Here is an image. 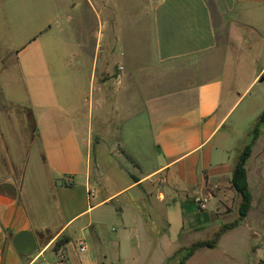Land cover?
Segmentation results:
<instances>
[{
  "label": "crops",
  "instance_id": "obj_1",
  "mask_svg": "<svg viewBox=\"0 0 264 264\" xmlns=\"http://www.w3.org/2000/svg\"><path fill=\"white\" fill-rule=\"evenodd\" d=\"M64 5L61 11L59 0H0V72L17 83L7 97L16 111L0 112V264L38 257L52 264H145V247L157 238L201 241L181 240L203 229L200 215L216 222L211 239L238 217L231 177L261 114L243 143L233 145L256 97L235 114L264 83V0ZM80 8L77 31L70 15ZM125 117L142 119L131 139L155 166L131 174L135 180L125 175L130 183L103 196L111 174L124 175L122 157L141 169L126 152ZM257 141L245 166L250 195L251 167L264 186V150L254 162ZM101 149L115 154L106 165L93 163ZM33 157L40 179L31 175ZM126 194L131 200L121 202ZM202 196L209 197V210L196 209L193 199ZM133 203L141 224L135 236L124 209ZM253 207L251 196L248 214ZM105 213L120 219L113 235L104 227ZM259 215L264 221V210ZM62 236L69 242L55 251ZM251 263L264 264V255Z\"/></svg>",
  "mask_w": 264,
  "mask_h": 264
},
{
  "label": "rangeland",
  "instance_id": "obj_2",
  "mask_svg": "<svg viewBox=\"0 0 264 264\" xmlns=\"http://www.w3.org/2000/svg\"><path fill=\"white\" fill-rule=\"evenodd\" d=\"M46 3V0H44ZM66 0H59V4L61 7V11L63 10V7L65 6ZM47 7H45L44 17L50 18L51 17V11H46ZM50 15V16H49ZM71 24L74 29L77 31L81 30V27H83V11L82 8L75 11L71 15ZM68 21H65L67 23ZM23 40V39H21ZM14 72V70H13ZM264 78V75H263ZM13 82V74L12 76L8 74L7 72L1 73L0 72V112H13L16 111L15 107L7 100V97L12 95L17 91V83ZM5 84V85H4ZM249 96V98L241 105V107L237 110L236 115H238L239 111H242V109H245L244 107L248 103L249 99H254L256 97V102H254L253 107L246 112L245 116H242V120L239 123V127L237 129V133L235 134L234 139H232L233 145L242 144L243 141L246 139L247 134L249 133V130L251 127L254 126L255 120L258 117V115L261 113L262 110H264V83H261L260 85H257L255 87ZM254 97V98H253ZM83 106L85 108V102L83 103ZM124 116H127L124 114ZM235 116L231 119H235ZM142 119L138 120L136 118H124L123 123V129L126 132V138L129 137V140L127 141V154L131 157H133L135 161L139 163L141 166V169L135 170L132 166H130L126 157H122L125 161L123 164L118 162V166L123 171L124 175H119L118 172L114 173V176L111 174L112 182L105 192L102 193L103 196L105 194L114 193L121 188L124 187V183L126 181V184L130 183L129 178L131 174L132 175H140L145 174L152 170L154 168L155 163L152 159L148 158V155L146 154L145 150L142 149L141 142L140 141H134V139H131V131L135 128H141L143 126ZM230 126V124H228ZM227 126V127H228ZM136 136V135H134ZM139 136V135H138ZM249 142V140L247 141ZM111 145V144H109ZM264 150V126L260 128V135L257 141V146L254 151V162L258 161L259 156L262 157V152ZM156 152L157 149H155ZM114 151L111 150H105L101 149L98 151L97 158L93 162L101 163L103 165H106L110 162V156L115 157ZM94 154V151H92ZM262 155H259V154ZM95 155V156H96ZM252 155V154H251ZM109 158V159H108ZM36 157L32 158L31 162V175H33L35 178L40 179V170L38 167V162L36 161ZM112 159V158H111ZM252 162V163H254ZM93 164L91 167V173H92V181L95 182V185L98 189H100L99 185V174L96 170V166ZM125 164V165H124ZM247 164V162H246ZM251 167V166H250ZM127 177H126V176ZM42 184V183H41ZM249 184L251 186V196L253 198L254 207L248 214V217H246L243 221H241L238 226L227 233H225L220 240L218 241L217 245L213 249H200L195 252V254L186 262V264H253L251 263V260L255 257L260 256V254L264 255L263 250V244H264V221L262 220L261 216L259 215L260 211H263L264 209V186H262L259 183V180L256 176L255 171L251 167L249 170ZM38 190L42 189V186L37 187ZM97 197V195L95 196ZM208 199L209 204V197L208 196H202ZM121 202L122 200H131L130 195L126 194L122 198L119 199ZM238 201V198L235 199V202ZM132 202V201H131ZM193 203L195 204V199H193ZM135 203L129 204L131 208L124 207L125 214L127 215V220L129 221V226L132 228L131 233L133 232L134 236L137 235L139 230L140 224V218L138 214L136 213V206H134ZM136 205V204H135ZM230 207V206H229ZM208 208V209H207ZM206 209L209 210V206ZM197 209V208H196ZM195 209V210H196ZM262 209V210H261ZM198 210V209H197ZM203 211V210H198ZM232 211V207L227 208V210H224V214H228ZM204 218L203 223V229L199 230L197 232L192 233L191 235L185 236L181 240H185V242H189L191 240H208L211 237V231L214 229V225L216 222L213 221H205L206 218L204 215H200L199 219ZM104 227L106 228L109 235H113L115 232H118L120 228V219L117 216L105 213L104 214ZM230 222V221H229ZM155 227V226H153ZM157 233V232H156ZM252 234H255L256 237H253ZM178 238L173 236L171 237L170 241L166 244H162L160 239H155V245L149 247H145V253H147L148 250H150V254L146 255L145 257V264H160V258L164 254H168L167 258L162 264H178L179 260L182 258L184 252L183 249L189 247V245H179L177 244ZM160 242V243H159ZM177 244V245H176ZM259 245V247L255 250V255H252L251 249L253 246ZM263 250V251H262ZM143 256V255H142ZM149 256V258H148ZM254 261V260H253Z\"/></svg>",
  "mask_w": 264,
  "mask_h": 264
},
{
  "label": "trees",
  "instance_id": "obj_3",
  "mask_svg": "<svg viewBox=\"0 0 264 264\" xmlns=\"http://www.w3.org/2000/svg\"><path fill=\"white\" fill-rule=\"evenodd\" d=\"M264 125V110L261 112L256 125L251 133L249 142L245 145L239 160L234 168L231 177V187L235 191V193L240 198V203L238 206V217L236 220L223 225L216 233H214L213 237L208 240L197 241L192 243L189 247L183 249V256L179 260L178 264H186V262L195 254L196 251L200 249H213L219 238L225 233L227 230H231L238 226V224L245 219L247 216L250 204H251V195L246 182V162L251 155L252 148L257 141L260 135V128ZM136 178L131 176V180H135ZM137 181V180H136ZM68 186H72L69 184ZM69 242V239L66 236H62L59 238L53 246L55 251L61 249L65 244Z\"/></svg>",
  "mask_w": 264,
  "mask_h": 264
},
{
  "label": "built area",
  "instance_id": "obj_4",
  "mask_svg": "<svg viewBox=\"0 0 264 264\" xmlns=\"http://www.w3.org/2000/svg\"><path fill=\"white\" fill-rule=\"evenodd\" d=\"M195 206L198 210H205L208 206V199L205 197L195 198ZM79 251H85V245L83 243H79L78 245ZM29 264H52L47 260H40V257L33 259Z\"/></svg>",
  "mask_w": 264,
  "mask_h": 264
},
{
  "label": "water",
  "instance_id": "obj_5",
  "mask_svg": "<svg viewBox=\"0 0 264 264\" xmlns=\"http://www.w3.org/2000/svg\"><path fill=\"white\" fill-rule=\"evenodd\" d=\"M157 151L159 152V149L157 148ZM60 184H61V182H60Z\"/></svg>",
  "mask_w": 264,
  "mask_h": 264
}]
</instances>
